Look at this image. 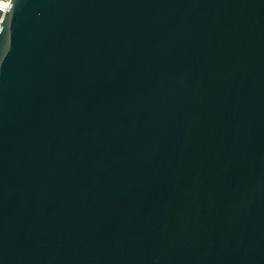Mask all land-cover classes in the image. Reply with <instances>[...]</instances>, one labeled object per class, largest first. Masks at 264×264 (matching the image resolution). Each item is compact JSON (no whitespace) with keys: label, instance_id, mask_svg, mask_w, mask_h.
Masks as SVG:
<instances>
[{"label":"water","instance_id":"1","mask_svg":"<svg viewBox=\"0 0 264 264\" xmlns=\"http://www.w3.org/2000/svg\"><path fill=\"white\" fill-rule=\"evenodd\" d=\"M0 264H264V0H11Z\"/></svg>","mask_w":264,"mask_h":264},{"label":"built area","instance_id":"2","mask_svg":"<svg viewBox=\"0 0 264 264\" xmlns=\"http://www.w3.org/2000/svg\"><path fill=\"white\" fill-rule=\"evenodd\" d=\"M11 0H0V9H2V13L0 15V23L6 13V10L10 4Z\"/></svg>","mask_w":264,"mask_h":264}]
</instances>
